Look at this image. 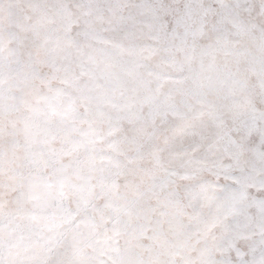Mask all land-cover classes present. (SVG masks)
Listing matches in <instances>:
<instances>
[{
    "label": "snow or ice",
    "instance_id": "snow-or-ice-1",
    "mask_svg": "<svg viewBox=\"0 0 264 264\" xmlns=\"http://www.w3.org/2000/svg\"><path fill=\"white\" fill-rule=\"evenodd\" d=\"M0 264H264V0H0Z\"/></svg>",
    "mask_w": 264,
    "mask_h": 264
}]
</instances>
